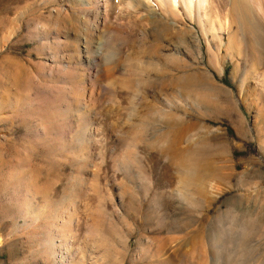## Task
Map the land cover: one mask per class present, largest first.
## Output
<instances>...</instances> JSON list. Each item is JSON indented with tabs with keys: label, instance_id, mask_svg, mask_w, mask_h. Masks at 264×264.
I'll return each mask as SVG.
<instances>
[{
	"label": "rangeland",
	"instance_id": "obj_1",
	"mask_svg": "<svg viewBox=\"0 0 264 264\" xmlns=\"http://www.w3.org/2000/svg\"><path fill=\"white\" fill-rule=\"evenodd\" d=\"M244 1L0 0V264H264Z\"/></svg>",
	"mask_w": 264,
	"mask_h": 264
},
{
	"label": "bare ground",
	"instance_id": "obj_2",
	"mask_svg": "<svg viewBox=\"0 0 264 264\" xmlns=\"http://www.w3.org/2000/svg\"><path fill=\"white\" fill-rule=\"evenodd\" d=\"M138 1L141 2L142 4H145L146 6H149V0H138ZM158 1H163L165 3L167 2L171 5V7H173L176 10H178V6H182L185 10H188V11H191L195 7H205L206 2H207V0H158ZM243 3L245 4L244 0H243ZM241 12L242 13L240 16V20L236 23V25L238 27H241L242 30H244L245 26H247V23H248L247 17H246L247 9L245 5H243Z\"/></svg>",
	"mask_w": 264,
	"mask_h": 264
}]
</instances>
